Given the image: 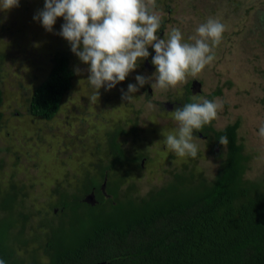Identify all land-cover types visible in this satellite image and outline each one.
I'll return each instance as SVG.
<instances>
[{
    "label": "rangeland",
    "instance_id": "374dc122",
    "mask_svg": "<svg viewBox=\"0 0 264 264\" xmlns=\"http://www.w3.org/2000/svg\"><path fill=\"white\" fill-rule=\"evenodd\" d=\"M44 5L45 0H20L19 7L0 11V88L3 92L0 187L5 190L11 183L24 185L23 210L31 214L28 223L31 228H36L43 217L57 223L54 207H50L59 197L54 191L56 185H71L67 190L73 194L76 186L88 185V173L94 175L108 166L105 139L120 128L127 132L120 140L124 151L141 152L140 156L147 155L150 160L145 169L139 172L134 169L127 179L119 174L123 170L119 165L118 180H125L118 199L123 201L125 190L133 186L128 197H143L166 187L179 173L201 174L212 181L222 161L215 158L205 141L194 135L197 157H177L166 148L161 135L163 130L172 132L178 127L167 112L171 103L184 98L185 89L193 80L202 83V92L193 90V95H199L197 102L220 91L221 95L213 99L220 105L213 127L222 130L240 122L237 137L247 157L244 177L264 183V137L259 135V129L264 127V0H155L149 8L165 26L161 39L165 33L170 36L173 29H179L184 42L194 43L191 38H199L197 28L209 18L222 23L225 31L213 50L215 59L200 74L188 75L174 88L166 89V93L165 89L156 88L153 99L146 97V84L151 86V83L139 87L135 79L137 75L153 76L137 68L112 90L102 88L94 103L90 97L95 89L87 82L89 66L79 60L69 42L59 35L64 19H57L52 32L34 19ZM148 51L154 54L151 57L155 56L153 48L149 47ZM61 53L69 55L75 75L72 89L64 96L60 111L51 121L33 118L27 111L28 98L49 72L52 59ZM129 84H137L139 88L131 103L121 98L122 90L126 92ZM165 94L169 103L166 114L162 113L166 115V124L161 118L153 122L159 111L155 103L165 101ZM135 129L136 134L130 133ZM159 149L165 153L155 154ZM225 152L226 145L221 144L217 154ZM63 222L67 228L69 216ZM34 247L41 248L38 243H31L28 249ZM18 251L26 257L22 248Z\"/></svg>",
    "mask_w": 264,
    "mask_h": 264
},
{
    "label": "trees",
    "instance_id": "16d2710c",
    "mask_svg": "<svg viewBox=\"0 0 264 264\" xmlns=\"http://www.w3.org/2000/svg\"><path fill=\"white\" fill-rule=\"evenodd\" d=\"M51 63L28 98L29 115L45 121L58 114L75 77L66 53ZM2 104L0 88V128ZM213 123L194 131L209 141L228 138L226 152L214 154L222 163L212 181L201 174L179 173L172 183L143 197H128L133 186L125 190L123 201L118 199L120 186L133 174L127 164H137L140 155L138 161L126 157L118 140L125 132L117 131L108 136L114 151L112 155L106 148L108 166L88 173V185L76 186L73 194L67 190L71 185H56L59 197L50 207L59 216L53 211L57 223L43 217L31 228V214L23 210L24 185L0 187V259L5 264H264V183L244 177L247 157L238 142L240 122L222 130H215ZM120 163L119 174L125 177L121 181L114 169ZM104 179L110 199L101 193ZM92 191L96 205L83 200ZM68 216L66 228L63 218ZM31 243H38L40 250L28 249Z\"/></svg>",
    "mask_w": 264,
    "mask_h": 264
},
{
    "label": "clouds",
    "instance_id": "9594fccd",
    "mask_svg": "<svg viewBox=\"0 0 264 264\" xmlns=\"http://www.w3.org/2000/svg\"><path fill=\"white\" fill-rule=\"evenodd\" d=\"M19 3L20 0H0V11L9 12L19 7ZM154 3L155 0H45L44 8L34 19L48 32L53 31L58 18L64 19L59 35L69 42L79 60L89 66L87 82L95 89L90 97L94 103L102 88L112 90L149 57V47L155 51L152 64L156 72L151 78L137 75L135 79L139 87L151 83L153 90L174 88L188 75L200 74L215 59L213 50L225 31L222 23L209 18L197 28L199 38H191L194 43L184 42L179 29H173L170 36L165 33V38L160 39L157 35L160 18L149 8ZM138 90L137 84H129L126 92L122 90V100L131 103ZM191 99L192 103L170 112L178 127L161 133L166 148L177 157H197L194 131L215 120L220 107L208 99L197 102L196 95ZM259 135L264 137V127L259 129ZM219 142L226 145L228 138L221 136ZM0 264L5 261L0 259Z\"/></svg>",
    "mask_w": 264,
    "mask_h": 264
},
{
    "label": "flooded vegetation",
    "instance_id": "af4514ba",
    "mask_svg": "<svg viewBox=\"0 0 264 264\" xmlns=\"http://www.w3.org/2000/svg\"><path fill=\"white\" fill-rule=\"evenodd\" d=\"M169 13H171V12H169ZM260 19H262V18H260ZM262 20H260V22H261ZM263 25H264V19H263V23H262ZM164 28H165V26H164V24H162L161 25V29L159 30V32H158V37L161 39L164 35H163V33H164ZM151 55H154V54H151ZM151 55H149V57L147 58V59H144L143 61H141V62H139V64H138V67L137 68H139V69H141V71H145L146 73H150L152 76L155 74V72H156V68H155V66L152 64V57H151ZM146 87H147V95H146V97L148 98V99H153L155 96H156V94H157V92L155 91V93L153 92V89H152V87L151 86H149L148 84H146ZM201 88H202V83L201 82H199V81H196V80H193V81H191V82H189V84H188V87L185 89V93H184V98L182 99V100H179V101H177L175 104L174 103H171V105L169 106L170 108H169V112H167V113H169L170 114V112H172V111H174L176 108H182L183 106H184V104H186L187 103V100H190V101H193L191 98H192V96H193V94H194V91L193 90H195V89H197L198 90V92L200 93V91H201ZM164 92L166 93V89L164 90ZM202 92V91H201ZM218 91H215V92H213L212 94H210V95H208V100H212L213 101V99L214 98H217L219 95H221V93H220V91H219V94L218 95H216V96H212L214 93H217ZM197 96H199V95H197ZM166 98V94H165V96H164V99ZM166 105H169V103H166V99H165V101H156V103H155V106H157L158 107V112H157V114H158V116L156 117H153L154 119H152L151 121H156V119H159V118H161L162 120H163V124H166V115H163L162 113L164 112L165 114H166ZM155 112V111H154ZM156 114V113H155ZM132 120H134V119H131V121ZM126 122L127 121H125V124H126ZM161 122H160V124H162ZM214 123H215V120H214ZM214 123H213V125H214ZM150 124H152V122H150ZM156 125V124H155ZM152 126V125H151ZM121 131L123 132L124 130L123 129H119V132L121 133ZM135 131H137L136 129L135 130H132V131H130V133H133V134H136L137 132H135ZM125 133H122V134H120V136H119V138H118V140H119V143H122V142H120V140H121V138L123 137V136H125L126 134H127V132L126 131H124ZM117 133V131L115 132V133H113L112 134V136L114 135V134H116ZM195 136H197V137H199L200 139H202L203 141H205L206 143V145H207V147H211V151H212V153L213 154H217L218 152H219V149H220V142H217V141H215V140H212V141H209L208 139H207V137H204L201 133H198L197 135H195ZM106 143H107V148L109 149V148H111L110 149V154H112L113 155V148H112V146H111V144H110V141H109V138H108V136L106 137ZM208 143H210V145H208ZM123 147V146H122ZM209 147V148H210ZM134 150V149H133ZM160 151H162V149H159V150H157V151H155L154 153L155 154H158ZM139 152V151H138ZM163 153H165V151H162ZM132 154L133 155H135L134 157H132ZM139 154H143V153H141V152H139V153H133V152H125V155H126V157H129V158H131L132 160L133 159H135V160H137L138 161V157H139ZM154 155V154H153ZM150 159L148 158V156L147 155H144V156H140V159H139V162H137V164H133V165H128L127 164V167H128V169H129V167H130V169H131V171H134V169H136V170H138V164H140V169L138 170V172L139 171H141V169H145V167H146V163L149 161ZM132 163V162H131ZM120 165H122L121 163H120ZM123 166V165H122ZM133 167H135V168H133ZM115 169V172L117 173L118 172V169H119V166L118 165H116V167L114 168ZM107 184V179H104V181H103V183L101 184L102 185V187L100 188L101 189V193L104 195V197L105 198H107V199H110L111 197H110V195L109 194H107L106 193V185ZM90 194H93V205H96L97 203H98V201H97V195H96V193L95 192H91V193H89L88 195H90ZM88 195H86V197L88 196ZM85 199V198H84ZM83 199V200H84ZM54 213H56V210H54Z\"/></svg>",
    "mask_w": 264,
    "mask_h": 264
},
{
    "label": "water",
    "instance_id": "95a60500",
    "mask_svg": "<svg viewBox=\"0 0 264 264\" xmlns=\"http://www.w3.org/2000/svg\"><path fill=\"white\" fill-rule=\"evenodd\" d=\"M93 194L88 195L85 199L84 202L89 204V205H93Z\"/></svg>",
    "mask_w": 264,
    "mask_h": 264
}]
</instances>
